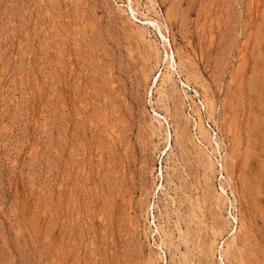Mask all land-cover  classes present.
<instances>
[{
    "label": "rangeland",
    "instance_id": "374dc122",
    "mask_svg": "<svg viewBox=\"0 0 264 264\" xmlns=\"http://www.w3.org/2000/svg\"><path fill=\"white\" fill-rule=\"evenodd\" d=\"M227 242L264 264V0H0V264Z\"/></svg>",
    "mask_w": 264,
    "mask_h": 264
},
{
    "label": "bare ground",
    "instance_id": "6f19581e",
    "mask_svg": "<svg viewBox=\"0 0 264 264\" xmlns=\"http://www.w3.org/2000/svg\"><path fill=\"white\" fill-rule=\"evenodd\" d=\"M130 1V3H131V0H129ZM130 7H131V5H130ZM131 11L133 12V9H132V7H131ZM148 21V20H147ZM150 22V21H149ZM153 24L155 23L154 21H151ZM150 22V23H151ZM145 23H147V22H145ZM149 23V24H150ZM155 24H157V23H155ZM151 26V25H150ZM156 26V28L154 27V25L152 26V27H154L155 29H156V34H157V36H159L160 37V39H162L163 40V42H166V45L165 46H167L168 44H169V39L168 38H166L165 37V35L162 33V31L160 30V26L159 25H155ZM153 29V28H152ZM155 34V35H156ZM162 40H161V42H162ZM169 53V52H168ZM171 53V55H173V53L172 52H170ZM166 54V53H165ZM169 55V54H168ZM168 55H167V57H168ZM170 56V55H169ZM174 56V55H173ZM166 57V58H167ZM172 59V58H171ZM164 60V59H163ZM167 60V59H166ZM168 61V60H167ZM166 62V61H165ZM168 63V65H166V66H169V64H170V62H167ZM172 64V63H171ZM173 65V64H172ZM175 68V67H174ZM171 69V68H170ZM163 77V79L164 78H168L169 77V73L168 72H165L164 73V75L162 76ZM153 83H155V82H153ZM183 84V83H182ZM184 85V84H183ZM186 85V84H185ZM164 118V117H163ZM162 118V119H163ZM159 119V118H158ZM161 119V118H160ZM158 122V121H157ZM161 122V121H160ZM160 124V123H159ZM198 128H199V131L201 132V134L203 135L204 134V130L202 129V127H201V124H198ZM166 133V132H165ZM168 133H166V142L168 143V139H169V134L167 135ZM201 135V136H202ZM233 219H235V218H233ZM236 223V222H235ZM234 230L228 235L229 237L228 238H230V240H234V238H235V234H236V226H235V228H233ZM230 242V241H229ZM226 244V247H224V244H221L220 246H219V250H220V260H221V256H226L225 254H226V252H227V248H228V242L227 243H225ZM219 254V253H218ZM228 254V253H227ZM161 257V256H160ZM219 262H221L220 264H223V261L221 260V261H219Z\"/></svg>",
    "mask_w": 264,
    "mask_h": 264
}]
</instances>
